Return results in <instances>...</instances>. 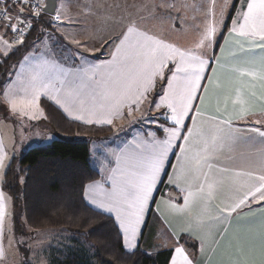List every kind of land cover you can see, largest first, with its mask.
<instances>
[{
    "label": "snow or ice",
    "instance_id": "obj_1",
    "mask_svg": "<svg viewBox=\"0 0 264 264\" xmlns=\"http://www.w3.org/2000/svg\"><path fill=\"white\" fill-rule=\"evenodd\" d=\"M70 5L71 0H0V55L7 57L16 46L23 45L34 22L42 16L50 15L53 26L63 25L65 20L80 23L73 19ZM228 7V0L219 4L208 0L207 6L201 4L198 9L177 0H125L123 4L93 0L84 6L86 13L76 15H94L120 28L111 41H102L114 45L111 60L103 67L79 69L71 79L56 64L38 62L0 94V105L13 116L29 120L41 116L47 119L39 104L42 97L84 125H113L116 119H135L137 114L143 119L142 106L146 102L149 109L165 110L160 112L168 122L161 125L164 139H158L153 132L143 139L134 138L113 154L115 167L107 177L109 186L94 181L83 191L85 199L95 207L114 214L126 251L135 247L133 241L146 206L173 148L179 149V174L174 171L169 183L183 193V203L173 204L169 196L168 207L187 217L181 231L200 241L199 255L207 259L211 251L205 249V235L211 236L215 244L225 237L226 222L250 215L254 205L264 211V149L255 168L238 169L228 176L213 172L212 161L224 139L222 133L234 129V117L245 120L243 130L254 134L245 142L259 137L264 144V0H246L232 19L225 38L229 49L235 46L230 52L231 66L225 63V47L220 48V57L207 55ZM189 8L204 12L203 28L197 30L190 47L167 40L154 30V21L182 19L181 13ZM169 27L175 30L177 25L171 23ZM68 38L78 47L88 48L80 39ZM85 59L81 55V60ZM206 71L211 75L206 76ZM157 84L161 85L158 103L148 100ZM210 107L214 114L206 116ZM205 121L210 124L207 130L203 127ZM229 138L237 139L231 132ZM10 164L11 158L0 144V182ZM219 171L229 172L226 168ZM226 183L229 193L222 198L221 189ZM8 201L9 197L0 191V264H8L12 250L11 239L7 247L2 242ZM173 241L172 264H203L197 253L186 250L176 233ZM222 257L215 264H264V235L259 240L251 235L236 236L224 247Z\"/></svg>",
    "mask_w": 264,
    "mask_h": 264
},
{
    "label": "trees",
    "instance_id": "obj_2",
    "mask_svg": "<svg viewBox=\"0 0 264 264\" xmlns=\"http://www.w3.org/2000/svg\"><path fill=\"white\" fill-rule=\"evenodd\" d=\"M239 2L236 0L231 15ZM53 23L52 17L45 15L25 41L31 42L41 30L51 29ZM228 28L229 24L216 46L215 55ZM26 51L22 48L0 64V94L7 82L9 67L19 62ZM42 106L55 139L14 158L1 182L3 192L11 202L13 237L22 234L23 238L28 236L33 240L43 231L67 235L68 243L62 248L65 250L52 254L51 264H169L174 253V242L170 243L172 238L169 239L170 249L148 253L139 247L135 251H126L114 216L94 208L84 197V188L101 177L91 161L90 140H106L116 129L110 125H84L69 120L57 106L46 100H42ZM163 123L168 122L164 120ZM157 132L164 134L162 130ZM152 218L153 210L148 222ZM159 221L163 223L160 218ZM184 237L181 240L183 246L196 253L199 243Z\"/></svg>",
    "mask_w": 264,
    "mask_h": 264
},
{
    "label": "rangeland",
    "instance_id": "obj_3",
    "mask_svg": "<svg viewBox=\"0 0 264 264\" xmlns=\"http://www.w3.org/2000/svg\"><path fill=\"white\" fill-rule=\"evenodd\" d=\"M244 0H241L238 4L239 7L243 4ZM99 2V0H97ZM125 3V0H103V3L105 4H112V3ZM128 3L137 2L139 3L140 0H127ZM146 3H158L159 0H144ZM178 3H187L189 5H195L197 6V9L201 4H204L207 6L208 0H177ZM222 0H217V3H221ZM83 3L85 5L93 3V0H84ZM229 7L228 9H231L230 12H227L225 15L226 22L224 26L221 28H218L217 35L215 37V43L212 48L208 49L207 55L213 56L215 55L216 46L219 43V40L225 30V28L228 26V24L232 23V19L234 18V14L230 17L232 10L236 4V0H228ZM83 6V5H82ZM237 8V7H236ZM237 9V10H238ZM236 10V9H235ZM237 12V11H236ZM73 18L77 17L80 18V16H77L76 13H72ZM182 19H167L164 18V21H154L153 27L154 30L157 31L160 35L165 37L167 40L174 41L178 43L181 46L184 47H190L192 45V42L196 39L198 35V29L203 28V21H204V12L201 10H193L189 8L186 12L181 13ZM173 17H175V14H173ZM83 24L78 27L80 31H82L83 35H88L89 38L86 40H80L81 43H86L88 45L87 49L80 48L76 44L72 42L71 39L68 37H75L79 38L77 36V29L73 30V26H70L68 28L64 27V24H68L69 22L65 20L63 25L53 26L51 28V31H48L46 29L41 30L40 34L35 37L31 42H26L23 45L16 46L15 49H13L7 57H4L3 55H0V64L5 62V59H8L11 55H13L16 52H20L22 48H26V53L23 54L22 59L11 65L9 67V73L7 80L9 81V84L7 87L9 88L14 82V76L16 70L18 69V63H22L24 61V58H28L27 61L25 60V63L31 61H36L38 59H41L43 61H50L52 59V56L48 53V40L51 38L52 42L55 44L56 41L58 43V47H56L57 50H67V48H70L74 51L83 52L81 55L86 58L84 61V64L86 60L91 59H97L99 54L103 51L100 45L98 44L100 36L96 35V30L94 26L87 25V23L90 22L89 19H83ZM77 20V19H76ZM86 23V24H85ZM171 23H175L177 25V28L175 30L170 29L169 25ZM232 26V25H231ZM100 33L102 32L101 29L98 30ZM120 31V30H119ZM118 31V32H119ZM167 34H163V33ZM3 33H0L2 35ZM51 34V35H50ZM92 35V36H91ZM77 36V37H76ZM9 39L10 36L8 37ZM51 43V41H49ZM52 44V43H51ZM114 48V45L112 43H109L106 45L105 50H107L108 53H112ZM75 57H81L80 55H75ZM48 58V60H47ZM91 58V59H90ZM73 58L71 57V60ZM53 63V62H52ZM74 64H83V62H71V65ZM80 66V65H79ZM209 71L205 72V75L207 76ZM160 84H157L156 89L152 91L151 94H149L148 100L153 101V97L155 100L157 99L159 101V92H160ZM57 106V105H56ZM58 107V106H57ZM43 109V108H41ZM4 110H7L4 108ZM148 111V103L146 102L145 105L142 106V111ZM44 114L45 110L43 109ZM156 111V110H155ZM6 112V111H4ZM3 111H0V128L1 133L3 136L4 145L7 150L8 156L11 158V162L14 158L22 155L27 150L36 147V146H45L47 144H50L54 139V134L49 131H44V126H42V122L39 123V118H44V116L38 117L36 120H31L34 122H30V120L26 119V117L17 118L16 116H13L9 111L6 112L8 115L4 117L5 113ZM62 113L66 116V118L71 119L68 117L63 111ZM46 116V114H45ZM47 122V121H46ZM79 123H82L81 121H78ZM122 123V122H121ZM120 123V124H121ZM83 124V123H82ZM148 126H154V128H157L159 131L162 130L161 125H153L152 123H148ZM93 125V124H92ZM153 133H157V131H152ZM79 138L85 139V136H78ZM112 137V136H111ZM110 137V141L108 144H104L102 142H96L98 140L93 139L95 142L91 145L92 148V156L91 161L95 168L99 170L100 173V180L96 182H101L104 184L105 187L109 186V183L107 181V177L110 175V169L115 167L114 163V153H119V151L125 147V145L129 144L128 137L126 138L123 135L116 134L113 138ZM164 139V138H163ZM117 142V143H114ZM95 143L97 146H95ZM180 143V142H177ZM113 145V146H112ZM114 147V148H112ZM178 150V148H173L167 157V160L165 162L164 168L160 174L159 181L156 185V188L152 194V198L149 201L148 205L146 206L145 215L143 217V223L139 228L138 235L136 239L133 241V244L135 245L134 248H131V251H135L138 248V245L141 244L142 250L148 251V250H159L160 248H167L166 246H169V238H168V231H170V225L172 226V230L177 235L181 234V229L185 228L187 224V217L177 215L174 213L170 208L164 213L163 206H161L162 202L167 198L169 199V196L172 197L171 193L174 190H170L172 188L171 186H174L173 184L169 183V177L173 175L174 171L178 172L179 168V161L176 159L173 166L172 162L175 157L174 151ZM172 154V157H171ZM11 165V164H10ZM174 167V168H173ZM8 169V168H7ZM6 169V170H7ZM1 185V182H0ZM3 191V189H2ZM100 189H97V192H99ZM8 197V195L6 194ZM159 200V202H157ZM173 201V198L172 200ZM89 202V201H88ZM90 203V202H89ZM94 208L99 209L95 207L93 204L90 203ZM8 212L10 217L12 218L10 221L7 218L6 221V241L5 238L3 240L4 246H8L9 239L12 240V250L9 253V260L8 264H18L21 262V264H51L52 254L62 252L65 250L62 249L64 247V244H67L68 241L65 237L67 235H63L60 233H51L50 231H43L41 233H38L36 236V239L29 240L28 236L23 238L22 234L17 235L16 237H13L15 235L14 228V222H13V213L10 210L11 208V202L8 201ZM166 209V207H165ZM103 211L102 209H99ZM153 210V218L150 222L149 216L150 212ZM105 212V211H103ZM107 213V212H105ZM160 213L165 216H174L177 218V221H164V223L161 224L159 221ZM110 214V213H107ZM114 216V214H110ZM146 232L145 238L142 237L144 233ZM17 234V233H16ZM185 236V235H184ZM183 235H180L181 240H183L185 237ZM15 238V239H14Z\"/></svg>",
    "mask_w": 264,
    "mask_h": 264
},
{
    "label": "crops",
    "instance_id": "obj_4",
    "mask_svg": "<svg viewBox=\"0 0 264 264\" xmlns=\"http://www.w3.org/2000/svg\"><path fill=\"white\" fill-rule=\"evenodd\" d=\"M83 1L84 0H71L70 6H71L72 13H77L80 11H83L86 13L87 10L84 8L85 3H83ZM244 3H246V0L243 1V4ZM238 7H239V4H238L236 10L234 11L235 12L234 15H236V11H237ZM231 9H227V12H230ZM112 11H116V10L113 9ZM231 16L232 15H230V17ZM81 18L89 19L90 22L87 23V25L94 26V28L96 30L95 31L96 35L100 36L98 44L100 45V47L102 48L103 51L99 54V56L96 60L90 58L91 59L90 61L89 60L85 61V63L88 64V65H86V64H84V61L81 60V57H75V55L81 56V54L83 52H79V51L77 52V51H74L70 48H67V50H57L56 49V47H58L57 41L54 44L52 42L51 38L48 40V50H49L48 53L50 54V56H52V59L49 61L47 58V60L51 63L53 62L54 64H56L60 69H63L65 76L68 77L69 79L73 78V76L77 73V70H79V69L91 68L93 66L103 67L105 65L106 61H110L111 60V53H108L107 50H105L106 45H108L109 43H102V41L105 38H107L109 41H111L116 35H118V33H119L118 31L120 30L119 27H114L110 22H106L104 19H97L94 15H87V14L80 15V18H77V17L73 18L74 20L78 19L79 21H81L80 23L64 24V27H66V28L73 26V30L77 29V31H78L77 36L80 37V40H86L87 38H89V36L87 34L82 36V33H81L82 31H80L78 29V27L84 23ZM225 18L226 17H224V19ZM225 22H226V20L223 21V26H224ZM231 25H232V23L229 24V28H228L225 36H224V39L221 43V46H220V48L225 47V49H226L224 56L226 58L225 63L228 66H231V64H232L230 52L232 50H234V48H235V46H232V48L229 49L228 46L225 45V38L228 37V32H229V29L231 28ZM45 29L48 31H51L50 28H45ZM99 29L102 30L101 33L98 31ZM0 33H2V32H0ZM163 34H167V33L164 32ZM49 41H51L52 44ZM257 51H259V50H257ZM214 56L215 57L221 56L220 49H219L218 53ZM71 57L73 58L72 60H71ZM25 60L26 59L24 58V61H22V63L21 62L18 63L19 67L15 72L16 76H14L13 82H16L20 75L26 73L28 71V68L30 65H35L38 62H41V63L43 62V60L38 59L36 61L30 60L29 62L25 63ZM81 61L83 62V64L71 65V62H75V63L78 62L79 63ZM242 66H244V65H242ZM81 75H82V73H81ZM210 75H211V72H208L207 76H210ZM10 80H7L2 93L8 89L7 85L9 84ZM258 83L259 82H257V85H258ZM244 91L246 92L247 89H244ZM257 91H259V88H257ZM42 100H46V101L52 103L53 105H55L47 97H42L39 101V104H40V107L43 109H44V107L42 106ZM151 100L155 101L156 103L159 102L157 99L155 100L154 97ZM0 106H1V110L3 112L4 111L8 112V110H4V108L7 109L6 106H4V105H0ZM164 111H165L164 109L160 110V112H164ZM6 112H4L5 113L4 117H6V115H8V113H6ZM160 112L155 111L154 109H149L148 111H146V110L144 111L145 117L143 119L139 118V114H137V117L135 119H131V118L116 119L114 124L110 125L114 128V130L116 129L111 138H113L114 135H116V134L127 136L128 142H132L134 138H141V139L145 138L149 132L158 130L157 128H154V126H152V125L148 126L149 125L148 123H152L153 125H166L167 124V123L166 124L163 123V121L165 120V117L162 116L160 114ZM212 114H214L213 109L210 107L206 113V116L212 115ZM26 119H27V117H26ZM72 121H76V120H72ZM30 122H34V121L30 120ZM41 122H42L41 125L44 126L43 127L44 131H47L49 133L50 127L47 124L46 119L45 118H39V123H41ZM186 123H189V122L186 121ZM93 125L108 126L107 124H93ZM233 125H234L233 130L225 129V131L222 133L224 139L222 140V142L220 143V145L218 147V150H217L216 155H215V159L212 161L213 162V172L217 176H221V175L228 176V175H231L232 172H234L235 170H238V169L255 168L259 164V161L262 157V151L261 150L264 149V144H261L259 142V137H256L255 141H253V142H245L249 135H254V134H250V133L243 130L246 127V121L243 119H239V118L234 117L233 118ZM189 126H190V123H189ZM203 127L207 130L210 128V124L207 121H205ZM230 132L232 135L236 136L237 139H235V140L230 139L229 138ZM156 136L158 139H161V140L163 138H165V135L159 134V132L156 133ZM110 140L111 139L109 137L106 140L96 141V142H102L106 145V144H108V142H111ZM94 142L95 141L90 140V145H92ZM114 143H117V142H114ZM0 144H2L4 146V151L7 153V150H6V147L4 145V141H3V136L1 133V128H0ZM95 146H97L96 143H95ZM92 148L93 147H91V151H92ZM112 148H114V147H112ZM174 153H175V157H174V160H173L171 166H173L174 162L177 159V155L179 154V149L175 150ZM171 157H172V154H171ZM220 168H226L229 170V172L221 173L219 171ZM171 187L172 188H170L169 191L174 190V192L180 197V200H177L175 197H172L173 201H171V203L182 205L183 193H181L179 191V189H177L175 187V185L171 186ZM0 191H2L1 185H0ZM228 193H229V186L226 183L224 185V187L221 189V197L223 198ZM157 202H159V200ZM168 203H169V199L166 198L161 204V206H163L162 211L164 213L169 209ZM165 207H166V209H165ZM10 210H11V208H10ZM9 217H10V215H8L6 217L5 225H6L7 218L9 219ZM160 219L163 223L166 220L167 221H169V220L170 221H174V220L177 221L176 217H174V216H171V217L165 216L164 217L161 213H160ZM225 227H226L225 237L221 240H217V242L215 244H213L211 236L205 235V249L206 250L211 249V251L209 252V254L207 256V259H205L203 256L199 255V249L196 251L197 259L202 261L203 264H215L216 261L221 260L223 258L222 252H223L224 247L227 245L229 240L234 239L236 236L248 237L251 235V236H254L257 240H259L260 237L262 235H264V211H261L260 207L258 205H254L253 206V212L250 215L241 216V217H238L235 219H231L230 221L226 222ZM5 229H6V227H5ZM169 229H170V231H168V238L169 239L172 238V241H170V240L169 241H170V243H173L174 242L173 241V233H175V232H174V230H172L171 225H170ZM180 235H183V236L185 235V236L189 237L187 235L186 231L185 232L181 231ZM6 237L7 236H6V231H5L3 240L5 238V241H6ZM189 238H191L193 241L198 242L200 245V241L195 239V237H189ZM141 242H143V241H141ZM170 243H169V246H166L167 248H160V249H170V247H171ZM172 246L174 249V244ZM139 247H141V244L138 245V248ZM155 251L156 250H148L147 252L153 253ZM189 253H194V252H189ZM174 256H175V252L173 253V256H172L169 264H172V260H173Z\"/></svg>",
    "mask_w": 264,
    "mask_h": 264
},
{
    "label": "water",
    "instance_id": "obj_5",
    "mask_svg": "<svg viewBox=\"0 0 264 264\" xmlns=\"http://www.w3.org/2000/svg\"><path fill=\"white\" fill-rule=\"evenodd\" d=\"M50 2H56V0H50ZM171 195L172 197H175L177 200H180V197L174 191L171 193Z\"/></svg>",
    "mask_w": 264,
    "mask_h": 264
},
{
    "label": "built area",
    "instance_id": "obj_6",
    "mask_svg": "<svg viewBox=\"0 0 264 264\" xmlns=\"http://www.w3.org/2000/svg\"><path fill=\"white\" fill-rule=\"evenodd\" d=\"M43 17H44V16H42V18H40L39 20H36V21L34 22V24H33V27L35 26L36 23L40 22V21L43 19ZM33 27H32V29H33ZM31 31H32V30H31ZM31 31H30V32H31ZM30 32H29V33H30ZM29 33H28V34H29ZM10 38L12 39L11 36H10Z\"/></svg>",
    "mask_w": 264,
    "mask_h": 264
}]
</instances>
